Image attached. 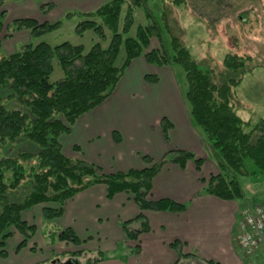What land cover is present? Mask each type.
Masks as SVG:
<instances>
[{"label":"trees","instance_id":"1","mask_svg":"<svg viewBox=\"0 0 264 264\" xmlns=\"http://www.w3.org/2000/svg\"><path fill=\"white\" fill-rule=\"evenodd\" d=\"M4 2L0 0V45L7 15L3 9ZM146 2L109 0L94 11L81 13L85 18L78 22L77 32L81 34L92 28L104 39L107 26L112 31L107 47L101 41L89 50L69 41L57 45L31 42L0 58V247H4L12 229L24 236L19 248L33 238L36 226L22 218L24 210L45 204L44 219L54 220L63 214L69 199L96 184L106 186L109 199L121 192L132 195L141 212L134 219L139 223L138 229L129 227L128 222L123 223L130 241H138L143 232L150 230L144 211L182 212L187 208L185 203L171 198L152 199L153 181L169 162L184 167L189 160H194L200 169L204 159L196 158L195 153L175 149L158 161L144 155L143 160L148 166L143 169L106 173L94 163L66 155L60 143L61 135L70 132L81 115L103 103L113 93L131 62L142 55L149 63L161 66L179 64L185 71V98L192 122L201 131L207 151L219 170L207 182L205 192L224 200H246L244 180H250L251 176H264V117L251 125L241 118L234 104L235 88L252 70L249 65L251 57L228 54L221 72L203 68L181 38L173 34L169 23L166 26L171 33L170 47L163 45L162 48L147 50L152 37L160 35L157 22L140 25L135 36L128 35L134 22L135 8ZM124 5L127 9L120 28ZM96 18H100L102 23ZM59 24L60 21L40 23L34 18L15 19L12 23L16 30L30 29L35 37ZM122 45L126 56L118 65ZM55 58L64 76L53 82ZM147 79L158 80L151 75ZM171 126L172 123L166 119L162 121L165 139H168ZM247 158L254 161L258 171L248 170ZM58 238L75 245L82 243L70 227L61 231ZM181 245L180 241L172 244L180 252L176 264H184L181 262L184 256ZM140 248V244H135L128 251L137 254ZM74 253L81 254L78 251ZM0 255L6 256L7 251L3 248ZM106 257L100 253L98 259H90L86 264H96ZM204 264L219 263L205 261Z\"/></svg>","mask_w":264,"mask_h":264},{"label":"crops","instance_id":"2","mask_svg":"<svg viewBox=\"0 0 264 264\" xmlns=\"http://www.w3.org/2000/svg\"><path fill=\"white\" fill-rule=\"evenodd\" d=\"M158 71L164 73L167 81L156 76ZM149 75L158 80L149 81ZM176 78L172 65L149 63L144 55L135 58L113 93L81 115L70 132L61 135L64 153L94 163L106 173L143 169L148 166L144 155L158 161L175 149L204 156L208 151L203 135L192 122ZM164 86L168 89L166 97L162 94ZM166 117L172 121L168 139L162 129V119ZM205 165L204 160L198 169L196 162L189 160L184 167L175 162L163 166L154 178L152 199L171 198L185 203L187 208L182 212L144 211L150 230L143 232L138 241L128 240L123 228L127 222L129 227L139 228L134 219L141 211L132 195L121 192L109 199L106 186L96 184L78 192L66 202L60 217L48 221L56 224L58 231L55 242L56 232L50 231L51 244L45 240L43 231V223L47 221L43 216L45 204L24 210L22 218L36 226L35 234L26 246L19 248L24 236L12 229L4 247H0V252L3 248L7 251L6 256L0 255V264H45L48 250L61 246L71 253L84 250L90 253L88 256H94L98 251V258L100 253L107 256L96 264H176L180 252L172 246L175 241L182 244L184 264L205 261L256 264L264 246L253 256H247L238 246L237 231L245 204L259 201L264 192L250 180L246 200H224L209 194L205 186L218 173V167L212 159L208 171H204ZM69 227L81 239V244L59 240L61 231ZM135 244L141 247L137 254L121 251L123 254L117 255L121 248L129 250ZM73 259L81 262L79 258Z\"/></svg>","mask_w":264,"mask_h":264},{"label":"rangeland","instance_id":"3","mask_svg":"<svg viewBox=\"0 0 264 264\" xmlns=\"http://www.w3.org/2000/svg\"><path fill=\"white\" fill-rule=\"evenodd\" d=\"M108 1L5 0L3 9L6 10L7 15L4 18L5 28L2 33L3 42L0 45V58L19 51L24 45L31 42L44 41L51 45H57L69 41L74 45H84L85 49L89 50L96 42L101 41V44L107 47L112 38V31L107 26H105L106 37L104 39H101L92 28L79 34L76 27L78 22L85 18L81 13L94 11ZM126 9V5H124L119 22L120 28L124 24ZM23 18H36L50 24L60 21V24L42 36L35 37L30 29L16 30L12 25L15 19ZM96 20L102 23L100 18H96ZM151 22H157L161 30L160 35L152 37L147 50L162 48L163 45L170 47L171 33L166 26V23H169L173 34L181 38L203 68L221 72L224 69V58L228 54L236 53L251 57L249 65L252 70L235 88L234 104L241 118L251 125L264 117V0H183L177 3L174 0H147L145 4L135 8L134 22L128 35L135 36L140 25H147ZM4 35H8V37H4ZM125 56V47L122 45L117 58L118 65L123 63ZM53 65L51 81L56 82L64 76V72L56 58L53 60ZM173 67L183 92V98H185V71L179 64H174ZM163 74L159 72L156 73V76L167 81ZM167 90L166 86L162 89V94L165 97ZM187 105L189 107L188 102ZM164 119L172 123L169 118H163L162 121ZM195 156L206 161L204 171H208L212 155L206 153L204 156L198 154ZM245 163L249 171H258V167L252 159L247 158ZM250 180L258 184V188H261L260 192H264V176L258 175L256 178L251 176ZM250 180L249 178L244 180V190H250ZM261 199L264 200V196ZM251 205V203H247L245 207ZM52 230L56 232L54 234L55 242L58 234L57 225L45 221L43 231L48 244H51L52 239L49 234ZM65 249L61 246L53 248L51 251L48 250L50 254L46 255L44 263L63 264L69 259L79 258L82 264H86L90 259L98 258V251L94 256H88L90 253L84 250L78 251L81 254H75L67 252ZM121 251L125 254L128 252V248H121L117 251V255H122ZM46 253L47 250L44 254ZM196 264L203 263L197 262ZM247 264H251L250 261H247ZM256 264H264V249L258 253Z\"/></svg>","mask_w":264,"mask_h":264},{"label":"built area","instance_id":"4","mask_svg":"<svg viewBox=\"0 0 264 264\" xmlns=\"http://www.w3.org/2000/svg\"><path fill=\"white\" fill-rule=\"evenodd\" d=\"M237 231V243L247 256L264 246V202L242 209Z\"/></svg>","mask_w":264,"mask_h":264},{"label":"water","instance_id":"5","mask_svg":"<svg viewBox=\"0 0 264 264\" xmlns=\"http://www.w3.org/2000/svg\"><path fill=\"white\" fill-rule=\"evenodd\" d=\"M64 264H80V263L78 260L73 261V259H69Z\"/></svg>","mask_w":264,"mask_h":264},{"label":"flooded vegetation","instance_id":"6","mask_svg":"<svg viewBox=\"0 0 264 264\" xmlns=\"http://www.w3.org/2000/svg\"><path fill=\"white\" fill-rule=\"evenodd\" d=\"M73 261H75V259H73ZM64 264V263H63Z\"/></svg>","mask_w":264,"mask_h":264}]
</instances>
